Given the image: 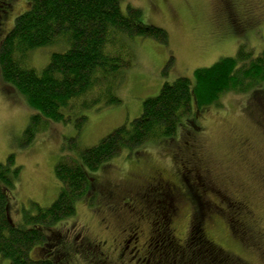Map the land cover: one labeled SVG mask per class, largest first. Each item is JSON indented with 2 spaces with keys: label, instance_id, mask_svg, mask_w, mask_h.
<instances>
[{
  "label": "rangeland",
  "instance_id": "374dc122",
  "mask_svg": "<svg viewBox=\"0 0 264 264\" xmlns=\"http://www.w3.org/2000/svg\"><path fill=\"white\" fill-rule=\"evenodd\" d=\"M30 4L31 0H17L9 19L2 18L0 50L16 18L29 11ZM121 6L124 13L128 6L140 10L143 21L164 29L168 40L166 44L154 38H134L127 42L132 64L123 70L122 84L116 91L120 103H101L90 110L79 109V112L66 111L65 122L49 121L43 128L46 130L38 131L34 141L24 146L30 116L36 113L24 97L5 87L0 77V165L6 167L7 158L14 155V166L21 169L11 192V217L18 227H26V216L37 213L33 204L49 208L58 199L61 184L55 168L61 160H79L83 150L97 146L124 125L131 126L143 115L144 101L158 96L166 83L172 84L178 78L194 82L198 69L236 57L240 50L254 57L264 52V0H124ZM235 18L243 22L242 27L237 28L239 23L234 22ZM63 46L56 43L34 50L26 61L27 67L41 72L54 54L65 51ZM262 86L260 93H239L232 89L222 94L217 104L199 111L194 107L196 115L191 116L189 122H186L188 119L181 121L176 139L150 141L132 153L125 149L93 173L92 183L113 194L103 202L121 205L130 190L134 192L131 195L144 191L145 177L161 173L162 178L178 190L175 198L178 213L171 221L181 238L186 237L193 222L201 220L199 228L207 230L226 256L237 258L240 264H264V84ZM83 116L87 118L85 124ZM191 132L196 133L192 136L194 148L191 151L181 148V154L184 157L191 153L197 155L199 165L210 171L213 186L232 201H241L248 207L252 219L245 221L254 229L251 230L259 239L260 251L231 232L227 216L206 212L198 220L199 209L190 198L195 190L189 192L188 187L202 186L203 182L197 180L196 183L185 172L181 178L174 159L175 148L184 146ZM129 175H138L145 181L139 180L133 185ZM100 201L101 198L89 190L76 203L74 217L63 219L48 235L56 243L71 245L75 235H81L84 240L103 244L105 254H110L116 247L119 229L131 215L123 214L121 218L109 211L104 213L107 210ZM211 202L218 204L215 194L208 195L209 207ZM97 208L101 212L96 211ZM50 250L34 248L30 258L48 259ZM113 256L118 262V256ZM71 258L69 264H84L77 256ZM208 263L215 264L214 261ZM0 264H11V261L0 257ZM120 264L139 263L134 255L126 254Z\"/></svg>",
  "mask_w": 264,
  "mask_h": 264
},
{
  "label": "trees",
  "instance_id": "16d2710c",
  "mask_svg": "<svg viewBox=\"0 0 264 264\" xmlns=\"http://www.w3.org/2000/svg\"><path fill=\"white\" fill-rule=\"evenodd\" d=\"M122 1L31 0L29 11L15 20L0 50V77L36 113L30 116L24 146L34 141L38 131L46 130L49 121L65 122L66 111L120 103L116 91L123 70L132 64L128 41L154 38L167 43L164 29L146 24L142 12L132 6L124 13ZM56 43L64 44L65 51L54 54L45 69L37 72L27 67L34 50ZM194 79L166 83L158 96L144 101L143 115L131 126L124 125L97 146L83 150L79 160H61L55 168L61 184L58 199L49 208L33 204L37 213L26 216V227H18L11 217V192L21 169L14 166V155H10L8 165H0V257L11 264H59L53 258L31 260L30 254L34 248L52 249L48 232L63 219L74 217L76 203L88 194L93 173L125 149L132 153L150 141L176 139L181 121L196 115L194 107L199 111L217 104L232 89L263 92L264 52L254 57L240 50L236 57L198 69ZM86 122L83 116L82 123ZM202 217L198 213V220ZM200 224L201 220L193 222L192 234L202 230ZM207 260L213 261L210 256Z\"/></svg>",
  "mask_w": 264,
  "mask_h": 264
},
{
  "label": "flooded vegetation",
  "instance_id": "af4514ba",
  "mask_svg": "<svg viewBox=\"0 0 264 264\" xmlns=\"http://www.w3.org/2000/svg\"><path fill=\"white\" fill-rule=\"evenodd\" d=\"M16 3L17 0H0V29L4 26L1 21L2 18L4 20L9 19V14L13 12L11 9L14 8ZM231 6L234 9V5L232 4ZM233 17L235 16L233 15ZM234 22L239 23L236 18ZM242 26L243 22L239 23L237 28ZM0 32L2 33L3 30H0ZM189 120L186 122H189ZM194 134L196 133L191 132L187 137V141L183 143L184 146L175 148L174 151L175 165L178 166L180 177L182 178L183 172H185L190 177H193L196 183L197 180H202L203 182L202 186H197L198 188L189 185V192L195 190L192 195L190 193V196H192L190 197L191 201L196 204V207L201 209L199 213L203 217L206 212L209 214L216 212L221 217L222 215L227 216L229 218L227 224L231 232L236 237L242 236L245 241L249 242V246L260 251L257 243L259 239L253 236L252 230L254 229L247 223V221L252 219L251 214L248 213V207L241 201H232L226 193L224 194L218 190L215 184L213 186L214 182L210 180V171L199 165L197 155L191 153V156L184 157L181 154V148L186 151H191L194 148L192 144V136ZM129 177H131L129 182H133V185L138 184L139 180L145 181L138 175H129ZM145 179L146 186L143 189L144 191L131 195L134 192L130 190L127 198L121 200L124 203L118 206L113 202H103L113 196L108 190L106 191L109 193L95 183H91L89 187L92 195L101 198L100 202L105 204L104 207L107 211H104V213L109 211L121 218H123V214L131 215L129 221L130 219L132 221H128L125 226L119 229L116 247L110 250V254H105L103 244L100 245L98 242L96 244L84 240L81 235H75L72 245L68 242L61 243L59 241L56 243V240L53 241L51 238L53 246L50 250L51 257L48 259H56L59 264H69L71 263V257L77 256L83 260L84 264H120L126 254H128L129 256L134 255L139 264H210L207 260V257L210 256L215 264H240L237 258L234 259L225 255V251L212 241L207 230L202 229L200 232L192 234L190 226L186 237L181 238L171 221L178 213L177 200L175 199L178 190L162 178L161 173H150ZM212 194L216 195L218 204L211 202L212 206L209 207L206 201L208 195ZM149 199L151 202H149ZM96 211L101 212L99 208ZM231 217L235 218V221ZM113 255L118 256V262L113 260ZM48 259L43 257L40 261L43 262V260Z\"/></svg>",
  "mask_w": 264,
  "mask_h": 264
}]
</instances>
